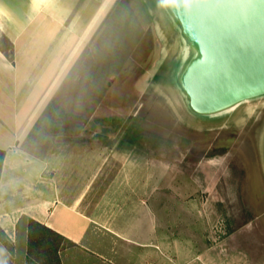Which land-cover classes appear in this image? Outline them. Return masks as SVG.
<instances>
[{"label": "rangeland", "instance_id": "obj_1", "mask_svg": "<svg viewBox=\"0 0 264 264\" xmlns=\"http://www.w3.org/2000/svg\"><path fill=\"white\" fill-rule=\"evenodd\" d=\"M153 4L158 5L155 0ZM117 6L109 21L113 33L109 35V29L101 35L99 61L97 66L90 64L94 65L90 74L108 77L119 69L123 74L133 62L137 65L132 69L134 77L123 76L115 86L116 80L110 81L105 90L108 98L102 104L105 108L99 114L92 104L60 118L54 114L49 127L42 126L33 134L31 150L45 153L54 142L109 144L105 153L112 161L106 164L100 197L109 193H104L105 185H116L120 191L112 199L119 205L145 199V189L153 180L155 229L139 230L137 246H130L131 236L124 235L129 231L121 230L119 259L106 264H264V97L213 124L189 118L165 76L164 86L160 78L151 80L148 73L172 62L178 51V39L161 10L151 8L150 15L140 0H123ZM129 7L135 12L130 14L134 20L130 26L131 18L123 19ZM142 30L148 35L143 37ZM131 35L136 37V53ZM130 44L124 51V45ZM129 57H134L132 62ZM138 63L149 67L148 76L134 86L142 74ZM113 86L120 95L113 96ZM120 173L124 183L117 178ZM105 206L106 221L120 218L118 205ZM106 226L101 225L102 230L112 234ZM2 238L0 234V248L9 261L0 264H21L14 259V248L9 251L11 245L1 242ZM49 238L59 247L58 253L48 251V238L40 236L32 249L35 263L56 264L53 260L61 249L71 247ZM128 247L134 254L124 252Z\"/></svg>", "mask_w": 264, "mask_h": 264}, {"label": "crops", "instance_id": "obj_2", "mask_svg": "<svg viewBox=\"0 0 264 264\" xmlns=\"http://www.w3.org/2000/svg\"><path fill=\"white\" fill-rule=\"evenodd\" d=\"M122 1L0 0V150L6 151L0 177V227L14 248L17 263L27 264L30 220L73 243L61 249V264L116 262L121 230L129 231L124 235L131 236L130 246H137L139 230L155 229L153 180L145 189V199L130 204L113 201L115 192L120 191L113 184L105 185L104 193H109L100 197L105 167L112 161L105 153L109 144L54 142L42 154L29 145L38 129L49 127L54 114L60 118L88 104L99 114L105 108L102 104L108 98L105 90L110 81L116 80L115 86L123 76H132L133 67H137L134 57L128 58L132 63L123 74L120 69L108 77L90 74L94 66L90 64L97 66L99 61L100 37L109 29L112 35L109 21ZM124 13V20L131 18L130 26L134 9L132 12L129 7ZM142 34L148 35L143 30ZM134 37L131 35L132 52L136 53ZM129 47L131 44L124 45V51ZM138 66L142 74L134 86L150 73H146L148 66ZM79 75L81 84L75 81ZM90 75L93 79L89 81ZM117 154L122 157L121 152ZM123 176L120 173L117 178L124 183ZM114 205L124 215L106 221L103 215L109 212L102 207ZM101 225L113 233L106 234ZM124 252L134 254L131 247Z\"/></svg>", "mask_w": 264, "mask_h": 264}, {"label": "water", "instance_id": "obj_3", "mask_svg": "<svg viewBox=\"0 0 264 264\" xmlns=\"http://www.w3.org/2000/svg\"><path fill=\"white\" fill-rule=\"evenodd\" d=\"M155 1L140 3L159 7L178 51L151 80L166 78L189 118L213 124L264 97V0Z\"/></svg>", "mask_w": 264, "mask_h": 264}, {"label": "trees", "instance_id": "obj_4", "mask_svg": "<svg viewBox=\"0 0 264 264\" xmlns=\"http://www.w3.org/2000/svg\"><path fill=\"white\" fill-rule=\"evenodd\" d=\"M5 156H6V151L0 150V177H1L3 161L5 159ZM0 234L3 237L1 239V242H3V243L8 242L9 243L7 236L4 233V231L1 229V227H0ZM40 236H43L46 239L48 238V243H49V245L47 246L49 248L48 251H52V252H56V253H58V251H59V247H55L50 243L51 239L49 237H53L54 239H52V240L58 242V244L61 243V244H68L71 246L73 245V243L71 241L64 238L63 236L51 231L50 229L46 228L45 226L39 224L38 222L30 220V223H29V247L30 248H29V255H28L27 264H37V263H35V259L32 256V249L34 248V246L37 245V243H40V240H41V239H39ZM45 242L46 241H44V243H43L44 246H46ZM9 251H11V252L13 251L12 245H11V248L9 249ZM0 252L3 255V257L0 259V263L1 262L7 263L9 261V258L7 257V255L5 253H3L1 248H0ZM53 261L56 264H61V261H60L58 256Z\"/></svg>", "mask_w": 264, "mask_h": 264}, {"label": "snow or ice", "instance_id": "obj_5", "mask_svg": "<svg viewBox=\"0 0 264 264\" xmlns=\"http://www.w3.org/2000/svg\"><path fill=\"white\" fill-rule=\"evenodd\" d=\"M196 2L199 4V0H196ZM218 2H222L225 4H231V3H237V2H244V3H252V0H218Z\"/></svg>", "mask_w": 264, "mask_h": 264}, {"label": "bare ground", "instance_id": "obj_6", "mask_svg": "<svg viewBox=\"0 0 264 264\" xmlns=\"http://www.w3.org/2000/svg\"><path fill=\"white\" fill-rule=\"evenodd\" d=\"M200 109H202L201 107H199Z\"/></svg>", "mask_w": 264, "mask_h": 264}]
</instances>
